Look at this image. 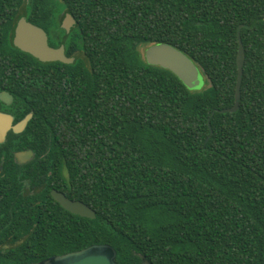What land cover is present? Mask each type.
<instances>
[{
	"label": "trees",
	"instance_id": "obj_1",
	"mask_svg": "<svg viewBox=\"0 0 264 264\" xmlns=\"http://www.w3.org/2000/svg\"><path fill=\"white\" fill-rule=\"evenodd\" d=\"M22 16L75 61L11 48ZM241 25L240 107L220 112L236 102ZM156 43L188 55L205 86L149 64ZM0 57H13L0 82L16 93L18 120L32 115L0 142V264L96 243L112 244L119 264H141L138 253L264 264V0H0ZM26 149L34 159L17 163ZM52 189L96 217L68 211Z\"/></svg>",
	"mask_w": 264,
	"mask_h": 264
},
{
	"label": "water",
	"instance_id": "obj_2",
	"mask_svg": "<svg viewBox=\"0 0 264 264\" xmlns=\"http://www.w3.org/2000/svg\"><path fill=\"white\" fill-rule=\"evenodd\" d=\"M76 19L72 14L67 13L62 21V27L70 32L76 25ZM241 25L238 29L239 51L237 55L238 78L236 83V102L231 108L220 109V112H235L240 107L242 98L241 83L244 74L245 46L241 36ZM14 44L24 52L30 53L44 62L61 61L73 63L75 57L68 56L64 45L54 47L49 43V36L46 30L29 21L26 16H22L13 31ZM145 57L149 64L159 65L175 73L183 83L192 90H200L205 86V75L200 67L183 51L169 43H156L150 45L145 51ZM6 97H10L3 93ZM30 115L24 123H19L13 127L16 131L23 130ZM6 118V117H5ZM7 119V118H6ZM0 123V142L3 141L7 130L12 127L11 123ZM212 134V130H211ZM211 136V135H210ZM33 156L32 150H24L17 153L20 161L28 160ZM52 196L68 211L84 216L95 218V210L79 199H72L67 194L58 189L52 190ZM142 258L141 264H153L144 254L138 253ZM34 264H119L117 262V250L109 243H96L80 250L50 256Z\"/></svg>",
	"mask_w": 264,
	"mask_h": 264
},
{
	"label": "flooded vegetation",
	"instance_id": "obj_3",
	"mask_svg": "<svg viewBox=\"0 0 264 264\" xmlns=\"http://www.w3.org/2000/svg\"><path fill=\"white\" fill-rule=\"evenodd\" d=\"M10 47L11 48L17 47L13 42V38H12V41H10ZM10 60H13V57H0V61H10ZM0 80H1V78H0ZM3 93L7 94L10 97H6ZM16 104H17V97H16V93L14 92V90L11 89V87L8 85V83L0 82V123H2V122L5 123L4 124L5 126H6V123H11V126H12L7 130L5 136L3 137V141L6 140L8 133L11 130H13L15 132H21L22 130L16 131V130H14L13 127H16L19 123H24L27 116H29V115L32 116L30 113L24 119L18 120V117L21 116V112H20V110H18V111L16 110ZM26 150H31V149H26ZM21 151H24V150H21ZM18 152H20V151L15 152V160L19 164H26V163H29L30 161H32L34 159L35 154L33 152V156L30 157L28 160L20 161L19 158L17 157Z\"/></svg>",
	"mask_w": 264,
	"mask_h": 264
},
{
	"label": "rangeland",
	"instance_id": "obj_4",
	"mask_svg": "<svg viewBox=\"0 0 264 264\" xmlns=\"http://www.w3.org/2000/svg\"><path fill=\"white\" fill-rule=\"evenodd\" d=\"M146 47H147V45H145V44L141 45V46H140L141 51L144 52V50H145ZM147 48H148V47H147ZM147 48H146V49H147Z\"/></svg>",
	"mask_w": 264,
	"mask_h": 264
}]
</instances>
